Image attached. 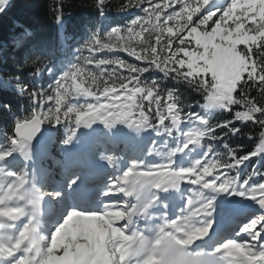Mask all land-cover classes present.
<instances>
[{"label":"snow or ice","instance_id":"obj_1","mask_svg":"<svg viewBox=\"0 0 264 264\" xmlns=\"http://www.w3.org/2000/svg\"><path fill=\"white\" fill-rule=\"evenodd\" d=\"M11 3L12 0H0V14L5 13ZM252 7V5L242 4L241 0H125L119 5L117 13H129L131 18L127 23L124 25H104L101 20L110 12V5L107 0H95L94 9L97 12L99 26L84 43V49L88 55L82 54L77 62H69L65 67L59 69L53 80L54 87L47 92H37L33 89L31 91L33 95H30V98L33 96L35 98L33 107L24 110L20 106L13 109L10 104L7 107L2 106L10 114V117L8 125L0 128V209L12 208L15 209V212L5 211L3 216H0V264H41L50 252L49 244L52 242L53 234L57 231L59 223L70 212L80 211V209L72 206L74 201L71 194L74 193L81 177L75 167L69 164L65 158L56 160L55 157H52L59 170V176L53 180L56 185L55 190L48 193H44L37 184L35 170L33 169L29 173L27 167L24 166L25 162L34 164L37 153L48 155L47 146L42 143L41 138L49 133L50 142H55L54 137L50 134V129L60 128L61 115L67 118L70 113L75 114L77 125L71 129V135L64 137L62 146L65 148H70L80 135L81 125L83 128L91 130L95 126V122L98 121L103 124L105 129L112 131L118 124H124L130 115L129 112H122L110 119L111 113L103 115L100 108H93L91 105L85 111L79 106H72L71 101L61 103L69 94V90L73 86L72 82L85 73L86 69L91 68L93 62L100 66H108L114 64L112 61H123V59L102 57L100 50L110 51L117 45L124 48L127 44L129 48L126 54L138 59L139 55L131 51L132 42L141 38L144 43L151 46V38L156 36L158 42L167 41V43H162L159 49H153V51H163L170 44L171 48L174 49L172 57L179 62L178 53L186 47L185 33L200 32L204 34L205 38H208L209 33L215 35L222 27L225 30L232 27L238 29L241 24L244 25V31L250 33L248 39L253 42L250 49L245 47L239 49L245 59H250L252 62L244 80L241 81V83H247L249 92L245 94L246 99L241 96L235 100L239 102H234L228 106V110L232 112L233 120L220 123V127L233 128L236 123L240 122L244 124L255 123L256 132L249 135L252 148L247 151L243 148L236 151L230 145H226L224 146L225 152L228 153L226 159H218L214 156L215 149L211 151L201 149L199 158L187 166V178L180 183L179 189L169 188L163 194L179 192L184 184L198 186L204 190L213 189L218 184L220 188L217 191L221 194L234 193L237 196L251 198L253 202L258 204V208L242 219H235L229 234L217 236V247L221 245L224 247L216 255L223 259L224 264H232L233 261L242 258L248 259L249 264H264V179L259 182L255 179L257 177L264 178V171H261V168L252 162L253 157L264 159V120L261 119L264 117V106H261L257 98L252 95V92H256L264 96V15L257 16L256 12L252 11ZM255 7L264 12V3ZM63 9V3H59L54 17L58 26H62L64 23ZM137 9L142 14L137 15L135 11ZM249 16L256 18L249 21ZM16 26L23 29L14 40L16 46L20 47L25 38L30 37L32 33L23 24ZM174 29L175 33L173 32ZM257 34L260 35L259 40ZM203 46L205 49L203 58L208 64L222 63L226 65L227 57L232 51L230 48L221 49L219 45H213L216 50L211 52L209 59V52L207 51L209 46L207 43H204ZM127 65L130 66L129 69L133 68L132 64ZM40 74L42 75V72ZM214 84H216L215 80H209L205 86V94L209 95L211 92L209 103L205 108H212L222 98L212 91ZM79 87L80 85H76L77 89ZM17 89L21 93L27 91L21 85ZM240 91V86L237 85L236 92L228 95L227 99L239 96ZM241 105L245 107H241ZM251 105H255L256 109H260V111H253L251 119L245 117L241 120L238 118V114L242 117L245 108L249 109ZM233 108H235L234 112L232 111ZM22 112L25 114L22 115ZM88 113L91 114V119L82 118ZM196 115L203 116L201 113H196ZM140 116L143 117V120L139 121L135 127H133V122L128 121L129 128L140 131V126L144 124V118L148 124H151L150 113L145 114L142 111ZM155 116L160 121V127H168L169 119L172 122L175 113L171 118H167L163 112H156ZM192 118L197 122L198 127L186 130L184 123L181 122L180 131L186 132V134L193 132L194 135H198L199 132L194 130L199 129L202 124L195 117ZM46 123L47 127L45 126ZM234 130L233 135L240 131L239 128H234ZM200 143L203 144V141ZM193 147H195L194 144L188 143L186 147H183V152H178L177 155H181ZM106 152L107 150H105ZM169 155L171 156L172 153ZM175 158L173 157V159ZM101 159L106 160L108 164L114 163L113 155L102 154ZM218 167L219 172H212ZM143 168L142 164L132 161L122 171V176L125 173L139 174V179L133 182L134 186L142 191L147 189L153 192L156 200H160L161 189L164 186L152 176L151 168L137 172L138 169ZM233 168L237 170V173H240L242 169H250V171L247 172L246 176L241 175L238 179L237 176H233ZM221 172L225 174L221 176ZM29 177H31L30 183L27 182ZM113 179L115 178H110V180ZM233 180L234 183L231 182ZM210 181L214 184L211 187H206ZM5 189H8L7 193H5ZM45 198L62 202L60 222L50 232L40 233V217L43 215ZM203 203L202 201L201 204ZM186 205L187 207L181 213L165 218L168 223L161 225L162 231L157 232L153 237H146L141 245V252L146 255L151 250L153 256H158L163 264H173L171 251H174L176 256L183 258V264H208V253L193 252L187 248H182L175 243L174 238L183 241L181 232L177 229H186L188 226L203 228L210 235L216 204L212 201L208 208V211L211 212L210 216L204 213L203 217L200 218L195 213V219L188 218V214L195 209L193 201L187 198ZM21 232L25 234L23 237ZM156 240L159 241V244L155 249H152V244ZM229 245L238 249L243 248L247 255L241 257L225 256V251Z\"/></svg>","mask_w":264,"mask_h":264},{"label":"trees","instance_id":"obj_2","mask_svg":"<svg viewBox=\"0 0 264 264\" xmlns=\"http://www.w3.org/2000/svg\"><path fill=\"white\" fill-rule=\"evenodd\" d=\"M107 2L110 5V12L101 20V23L104 25L126 24L131 15L129 13H117L119 5L125 0H107ZM59 3L64 5L65 18L62 26H58L54 19ZM94 3L95 0H12L6 12L0 14V128L8 125L10 117V114L2 106L10 104L13 109L20 106L24 110L33 107L35 98H30L29 95L33 89L37 92H47L54 87L53 80L59 69L65 67L69 62H77L82 54L88 55L84 49V43L99 26ZM135 11L137 15L142 14L138 9ZM17 24H23L32 33L30 37L25 38L20 47L14 43L15 38L23 31L16 26ZM240 26L244 30V25L241 24ZM173 32L175 33V29ZM257 39H260L259 34H257ZM185 40L186 47L178 53L179 62L172 57L174 49L171 48L170 44L163 51H153V49H159L162 43H167V41L158 42L156 36L151 38V46L144 43L141 38L132 42L131 51L139 55L138 59L126 54L129 48L127 44L124 48L117 45L110 51L100 50V56L109 59H123L125 63L123 65L114 63L108 66H100L93 62L91 68L86 69L85 73L72 82L73 86L69 90V94L61 103L71 101L72 106H79L86 111V103L76 99L75 92L79 89L83 91L87 89V93H91L102 107L103 115L111 113L109 118H115L118 113L129 112L130 115L124 124H127L128 121L137 124L143 120V117L140 116L142 111L145 114L150 113L152 127H148V124L142 126L160 135L156 138L151 136L147 139L142 145V153L154 148L158 152L163 151L166 154L173 149L183 148L186 143V132L180 131L178 127L183 122L186 130L197 128L198 125L193 120L192 113H201L208 117L207 125L199 126L200 132H203L204 135H197L201 149L207 151L215 149L213 155L218 159L227 158L228 153L224 150L225 145H230L236 151L241 148L245 151L250 150L252 145L249 141V135L255 134L257 128L255 123L244 124L240 122L236 123L233 128L220 127V123L233 120L232 112L228 108L210 111L201 107L206 102L203 99V96L206 95L205 86L211 78L209 75L202 76L195 73L188 75L186 73L188 72L187 65L197 57L199 48L190 38V32L185 33ZM252 43L251 40L248 41L250 48ZM241 47L244 46L239 45L238 50ZM239 52L243 55L240 50ZM37 56L40 59L36 60V64L32 68L22 69L19 67L26 58L31 61ZM129 63L133 65L135 71L126 66ZM246 63L245 73L229 88L227 97L236 92L237 85L240 86V94L233 96V100L239 99L241 96L246 99L245 94L249 92L247 83H241L252 62L249 59L246 60ZM42 64L45 65L42 67V75L41 72L38 75H28L29 71L35 73V67H40ZM49 69L52 70L49 71ZM140 69H147V71L141 72ZM160 69H163L168 75L165 76ZM87 72H91L99 78L98 84L92 83L91 79L86 76ZM17 76L19 80L16 79ZM194 80L195 82H193ZM201 82H204L203 85ZM17 84L26 86L27 91L19 92L16 87ZM76 85H80L79 89L76 88ZM213 89L212 86V91H214ZM149 92L152 94L150 101L141 100V97H147ZM169 92L172 93L171 98L168 95ZM252 95L257 98L261 106H264V96L256 92H252ZM223 102L227 103V99ZM173 104L175 107L169 111V105ZM241 107L245 106L241 105ZM232 111L234 112L235 108ZM156 112H163L167 118H171L173 113H179L180 120L175 127L172 126L170 119L168 127H160V121L155 116ZM21 114L25 113L22 112ZM246 116L247 108H245L241 120ZM60 123L59 129H50L55 142H49L47 145L55 159L58 150L62 147L64 137L71 135V129L76 127L75 114L70 113L67 118L61 115ZM234 128L240 129L235 135L232 134L233 131H230ZM100 137L95 141L94 149H102L101 147L111 149ZM78 140L80 137H77L75 142ZM201 141L203 144L200 143ZM127 145L130 146L126 135H124L118 142L117 149L124 152ZM190 153H193L195 158L190 157ZM199 155V152H194L193 148H189L187 152L183 153L182 161L191 164L194 159L199 158ZM42 156L44 157V155ZM200 158L203 159V157ZM252 162L260 167L261 171H264V159L253 157ZM44 165L58 173L55 160H45ZM248 171L250 169H242L240 173H237L235 168L232 169L233 176H237L238 179L241 175L246 176ZM212 172H219V167L213 169ZM224 174L223 172L220 173L221 176ZM255 179L259 182L264 178L257 177Z\"/></svg>","mask_w":264,"mask_h":264},{"label":"rangeland","instance_id":"obj_3","mask_svg":"<svg viewBox=\"0 0 264 264\" xmlns=\"http://www.w3.org/2000/svg\"><path fill=\"white\" fill-rule=\"evenodd\" d=\"M242 4L245 5H252V11L256 12L257 16L259 15H264V12H261L260 10H258L255 6L261 3H264V0H241ZM256 17L253 16H249L248 20L252 21L254 20ZM247 35L249 36L250 33H247L243 30V28L241 26H239V28H227V30H225V28H221L215 35L209 33V37L205 38L203 33L200 32H195L192 33L190 32V38L194 41V43L196 44V46L199 48V53L197 55V57H195L193 60L190 61V63L187 65V69L188 72H186L188 75H190L191 73H195L198 75H202V76H206L209 75V77L211 78V80H215L216 84L213 85V90L214 92L222 97L220 100L218 101H224L225 99H227V94L229 91V88L233 85V83L235 81H237L238 79H240V77L245 73V67H246V59L244 57V55H242L239 50H238V46L239 45H243L245 48H250L248 46V44L246 42L249 41ZM204 43L208 44V49L207 51L209 52V59L211 58V52L215 51L216 49L213 47V45H219L221 49L228 47L230 48L232 51L229 53L228 57H227V63L222 64V63H218V64H208L206 62V60L203 58V53L205 51L204 49ZM217 101V102H218ZM209 103V100L204 102V105H207ZM217 105V103H216ZM213 106L212 108H206L210 111L212 110H218L219 108L217 106ZM93 108H96V106H93ZM99 108V107H98ZM102 114V111H101ZM88 118L91 119V114L89 113ZM136 125H133V127H135ZM95 128L98 131H102L104 132V134L106 135V137L108 136H114L117 135L118 131L123 130L121 132H123L122 134H126L129 138V144L134 145L135 150H137V147H141L142 143L144 142V138L145 136L152 135L153 133L151 131H146L142 128H140V132L139 134H137L133 128H129L125 126L124 129H122L121 127L116 128L115 130L112 131H108L107 129H105V127L103 126V124H101L100 122L96 121L95 122ZM123 135H119L118 139H121ZM127 139V140H128ZM114 145V143L112 144ZM194 151H199L200 152V148L195 145V147H193ZM111 154H117V153H121L122 151H118L116 146L111 147L110 150ZM129 152V151H128ZM128 152H125L124 155H129ZM60 156H58V158L63 159L65 158L67 160V162L73 166H75V170L76 169H84V173L85 170L87 169L86 167H81L80 165L85 164L86 161L81 159L76 151L75 147H72L71 149L69 148H63V150L59 153ZM134 154V153H133ZM138 154V152H135V155H133L132 157L135 158V156ZM144 157L150 159L153 158L152 163H156V162H160V163H165L168 164L170 166H175V161L176 158L173 159V157H176L177 154H172L171 156L169 155V153L166 152L162 153L161 152H155V151H151V149L146 150L144 153ZM192 156V154H191ZM195 158V157H194ZM118 163L120 162V160L118 158H116ZM36 160H39V156L37 155ZM35 160V166L31 165V169L28 171L29 173H31L33 171V169L35 170V179L37 184L38 182V177H40L42 175L43 181H48V185L53 186L54 188H56V185L53 183L54 179H57L58 177L54 178V172L50 171V172H46L45 170L40 171L37 165V162ZM99 162H101L100 164H94V170H96L98 173L95 174H99V176L102 180H104L103 184H112L113 182H115L117 185H119L120 182V176H116L114 177V173L107 172V169H109L108 167H111V164H108L106 160L100 159L97 160ZM85 162V163H84ZM143 166L146 164H151V163H140ZM177 168V167H176ZM179 169V168H177ZM183 171V172H182ZM79 174V173H78ZM102 174V175H101ZM111 174V175H110ZM179 174H181V178L183 179V177H185V179L187 178L186 176V170H179ZM205 174H210V173H205ZM115 178L113 180H110V178ZM184 180V179H183ZM31 181V177H29V180L27 182L30 183ZM185 181V180H184ZM211 182V181H210ZM40 189H43V184H38ZM189 185V184H186ZM197 190H201L203 188H199L198 186ZM220 188V185L216 184L214 186V188L211 191H207L204 190L205 193H193L195 196V199H191L193 201V204L195 205V209L197 216H202L204 215V212L202 210H200V205L201 202L203 201L204 203H206V199L205 198H211V196H216V199L214 200L215 204H216V208L214 209V214L216 211H218L216 214L221 215L223 214L225 211L230 210V208H232L234 205H236V207L238 208H244L245 210H249L250 213L254 212L257 208H258V204H256L255 202H253L251 200V198L244 196H237L234 193H228V194H221L219 191H217ZM115 189V188H113ZM8 192V189H7ZM48 193V192H47ZM199 197V199L197 198ZM122 213V212H121ZM120 213V217L118 218V221L122 222L123 217L121 216ZM258 214V213H257ZM100 218H101V222L104 223V215L103 214H99ZM216 217V216H215ZM115 219V218H113ZM117 219V218H116ZM242 219V218H241ZM111 223L108 224V227L111 229L108 232V238L105 241V245L107 244V242L109 240H114V237H116V235L118 234V230L117 228H113L110 227ZM54 227V226H52ZM53 228L50 229V231ZM63 231H65V229H60ZM68 233L67 236L63 237V242L61 244H58V242L55 240V236L59 233V230L56 231L53 234L52 237V242L49 244V248H50V252L48 253V255L45 256L44 260L41 262V264H54L53 263V259L55 258V256L59 255L62 251L66 250L67 252L72 253V251H74L75 249H79L80 253L82 254H90L93 255L94 248L97 244L96 242V237L94 238L91 231L90 232H85L83 230H78V231H66ZM97 247V246H96Z\"/></svg>","mask_w":264,"mask_h":264},{"label":"clouds","instance_id":"obj_4","mask_svg":"<svg viewBox=\"0 0 264 264\" xmlns=\"http://www.w3.org/2000/svg\"><path fill=\"white\" fill-rule=\"evenodd\" d=\"M57 23V22H56ZM40 57L37 56L36 59L28 61L24 60L23 63L19 65L22 69L32 68L36 64V60H39ZM112 63H120L121 65L124 64L123 61H112ZM45 66L42 64L40 67H35V73L29 71L28 75L32 76L34 74H39L42 71V67ZM127 67H130L126 65ZM52 69H49L51 71ZM133 71L136 69L132 68ZM162 72H164L163 69H160ZM139 71L144 72L147 71V69H140ZM178 71V70H177ZM164 75L167 76L168 73L164 72ZM187 75V74H185ZM86 76L91 79L93 84H98V77L93 75L92 73H87ZM184 78V77H181ZM17 80H19V77H16ZM83 82V81H82ZM195 82V80L193 81ZM202 85L204 82H201ZM16 87H19V84L16 85ZM26 87V86H25ZM138 91H140L138 89ZM85 92H88L86 89ZM89 94V93H88ZM29 95H33L30 93ZM151 95V92H149V96ZM169 97L171 98L172 93H168ZM34 97V96H33ZM211 97V92H209V95L203 96V99L205 101H208ZM147 97H141L142 99H146ZM235 101L233 99H227V103H224L223 101L217 102V107L220 109H226L228 106ZM8 105H5L7 107ZM206 105H201V107H205ZM175 105H169V111H171ZM253 111H260V109H256L255 105H251L249 109H247V118L251 119L252 115L251 113ZM192 117H195V119L202 125H207L208 123V117L206 116H197L196 113L191 114ZM238 118H241L240 114H238ZM264 120V117L261 118ZM180 120L179 113H176L175 116L172 117V125L175 127ZM144 124H148L146 118H144ZM148 127H152L151 124H148ZM194 131L199 132V136L204 135L203 132H200L199 129H196ZM230 131H235L234 129H230ZM137 134H139L140 131H135ZM195 137V138H194ZM188 143H192L194 145H199V138L197 135H194L193 132H190L186 134V143L184 144V147L187 146ZM226 146V145H225ZM182 150V149H181ZM173 151H176V149H173ZM121 183L117 185L115 182L112 184H102L99 186L96 199L100 200L103 197L107 196L109 192L115 188V191L117 193L123 194L125 197L133 198L136 202L131 205L127 209V219L129 223H131L132 216L138 213H145L153 204V201L156 200V197L154 195L150 197H145V190H140L139 188L134 186V181L139 179V174H123L122 177L119 178ZM234 183V180L231 181ZM214 184V182H209L206 187H211ZM199 199V197H197ZM206 203H203L200 205V210H202L207 215H211V212L208 211V208L210 207L212 201L216 199V196H211V198H205ZM22 211V209H21ZM197 210H193V212H190L188 214V218H193ZM121 216H125L124 213H121ZM164 225V224H162ZM158 228L160 231H162V226L159 225ZM177 231L181 232V235L183 237V241L178 238L175 239V243L179 245L182 248H187L188 250H191L193 252H201V253H208L209 255V261L208 264H224V261L221 257L216 255V253H219L221 249L224 247L221 245L220 247H217L216 244V238L214 236L208 235L203 228H193L192 226H188L186 229H177ZM25 234L24 232H21V236L23 237ZM146 237L143 236L142 233H137L135 230H133L131 236H125L117 240H109L106 244L105 251L109 253L108 257L105 259H102L100 261V264H163V261L159 258L158 260L153 261L151 257H153V253L151 250H149L146 253L147 259L144 258V256H141V245L143 244ZM140 245V247H137V245ZM159 244V241L156 240L152 244V249H155L156 246ZM238 248L232 245H229L227 247V250L225 251V256L231 255L233 257H241L242 254L237 250ZM232 264H249L248 259H240L238 261H233Z\"/></svg>","mask_w":264,"mask_h":264},{"label":"bare ground","instance_id":"obj_5","mask_svg":"<svg viewBox=\"0 0 264 264\" xmlns=\"http://www.w3.org/2000/svg\"><path fill=\"white\" fill-rule=\"evenodd\" d=\"M61 204V203H58ZM61 209V205H59V207ZM114 212V213H112ZM109 211L108 213H104V215H107L108 218L110 217H114L117 213L116 211ZM95 213V212H94ZM113 214V215H112ZM216 216V217H215ZM73 220L72 222H75L76 224H82L84 227H91L93 229V236L96 237L97 239V247H95V252L93 256H86L80 253L79 249H75L72 253H67L65 250L60 253L59 255L55 256V258L53 259V263L54 264H100V261L102 259H105L108 257V253H105V240L107 239V234L108 231H110V229L108 228H103L102 225L100 224L99 221V217L96 216V214H93L91 212L89 213H84V212H79V213H75L72 216ZM218 216L215 214L213 216V220L214 223L216 222V220ZM56 219V217L54 218ZM51 221V225L55 224V220ZM118 219V218H117ZM113 222V220H111ZM213 223V225H214ZM119 224L118 222H114V226H117V228H119V232H122V224L121 225H116ZM52 227V226H51ZM48 227V223H44L43 226V232L46 231ZM64 234V233H63ZM62 232L59 234V236L56 238V241H58V243L61 241L62 236H63ZM245 252V250H244ZM246 254V252H245Z\"/></svg>","mask_w":264,"mask_h":264},{"label":"water","instance_id":"obj_6","mask_svg":"<svg viewBox=\"0 0 264 264\" xmlns=\"http://www.w3.org/2000/svg\"><path fill=\"white\" fill-rule=\"evenodd\" d=\"M150 97H151V96H149V97L147 98V101L150 100ZM45 126H46V125H45ZM46 127H47V126H46ZM48 137H49V133H46L45 136L41 138V139H42V143L46 142L47 139H48Z\"/></svg>","mask_w":264,"mask_h":264}]
</instances>
